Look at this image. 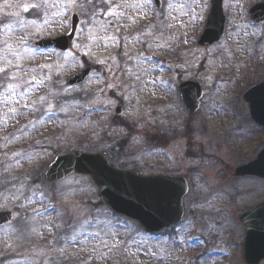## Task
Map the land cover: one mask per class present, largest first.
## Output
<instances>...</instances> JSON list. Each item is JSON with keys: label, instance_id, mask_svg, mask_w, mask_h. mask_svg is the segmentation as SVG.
Masks as SVG:
<instances>
[{"label": "rangeland", "instance_id": "obj_1", "mask_svg": "<svg viewBox=\"0 0 264 264\" xmlns=\"http://www.w3.org/2000/svg\"><path fill=\"white\" fill-rule=\"evenodd\" d=\"M209 1L172 0L169 9L168 0H160L157 9L151 0L133 9L128 5L135 0H112L125 16L107 17L113 23L104 28L107 4L90 17L87 0L70 12L63 0L27 12L24 5L43 0H0V29L13 25L0 31V66L7 67L5 56L15 60L5 41L22 57L14 78L12 69L0 73V213L12 214L0 228V264H82L90 257V264H245L235 215L264 202V181L232 175L264 142V129L252 124L242 99L264 81V24L247 17L264 0H225L223 37L202 49L197 41ZM71 14L80 20L72 50L33 48L40 39L65 35ZM21 34H31L24 46ZM86 67L93 68L86 82L68 87L66 81ZM33 76L43 82L26 84ZM184 81L204 91L191 115L178 93ZM74 151L103 153L114 166L144 175L187 176L183 221L150 236L112 213L90 178L46 182L53 159ZM91 232H108L110 242L114 234L120 242L109 258L96 259L92 244L80 243ZM204 245L217 254L201 252Z\"/></svg>", "mask_w": 264, "mask_h": 264}, {"label": "water", "instance_id": "obj_2", "mask_svg": "<svg viewBox=\"0 0 264 264\" xmlns=\"http://www.w3.org/2000/svg\"><path fill=\"white\" fill-rule=\"evenodd\" d=\"M160 6L159 0H153ZM223 0H211V9L198 45L209 47L219 41L224 31ZM256 24L264 22V4L252 7L248 13ZM78 18L71 16L70 29L64 36L34 43L35 48L65 52L72 47ZM74 29V30H73ZM91 73L86 68L67 81L68 86L82 84ZM181 101L189 114L197 111L202 90L197 84L184 83L179 87ZM249 104L252 120L264 127V82L243 95ZM115 115L121 113L116 108ZM87 176L98 188V196L116 214L136 221L148 233H156L181 221L182 199L187 194L185 177L165 175L143 176L139 171L118 170L102 154L71 152L56 158L45 175L49 182H57L72 175ZM255 176L264 179V145L257 158L234 170V177ZM237 219L245 230L244 259L246 264H258L264 259V204L251 211L241 212ZM11 220L10 213L0 214V227Z\"/></svg>", "mask_w": 264, "mask_h": 264}, {"label": "snow or ice", "instance_id": "obj_3", "mask_svg": "<svg viewBox=\"0 0 264 264\" xmlns=\"http://www.w3.org/2000/svg\"><path fill=\"white\" fill-rule=\"evenodd\" d=\"M126 2V0H125ZM151 2V0H135L134 3L128 5V7H131L133 9H137L140 8L144 5H147ZM48 3V0H43L42 3H33V4H29V5H24V11L27 12L29 10V8H34V9H41L44 5H46ZM107 4L108 5V10L106 12L103 13V15L105 16V21L102 22V26L104 28H107L109 24L113 23V20H108L107 17H113L114 19L118 20V19H122L125 16V12L123 11H117V8L120 7V5H115L113 4L112 0H87V5H89L91 7V11H88L86 14L90 17H96L98 15H100V13L97 11V9L99 7H101L102 5ZM63 7H64V11L65 12H70L72 11V9L74 8H84L85 5L83 3H80L79 0H63ZM167 7L169 9H172L174 7L172 0H168V4ZM15 15V14H14ZM57 15H61V13H57ZM168 17H166L167 19ZM172 20H175L176 17H171ZM134 22V21H132ZM17 23L23 27L24 26V21L18 20ZM33 24H35V21H32ZM45 23H48L47 20H45ZM81 23H87V21H82ZM93 23H95V21H93ZM61 27H65V25H61ZM13 30V25L11 23H7L4 25L3 29H0V31H12ZM74 30V29H73ZM117 31L119 30L118 28L116 29ZM29 35L31 34H21L18 36V43L20 46H24L26 45V41L29 37ZM109 39H114V37H109ZM6 44V49L5 51L11 55L12 57H15V60H10L7 59V56L3 57L2 59L5 61L7 67L4 66H0V73H6L8 72L9 69H12L13 71L11 72V77L14 78L17 73H19L21 71V66H20V59L21 54L15 49L13 48V46L11 44H8L7 41L4 42ZM24 51H30V49H28L27 47H24ZM88 54V53H85ZM98 63H105V61L100 60L97 61ZM26 75V73H25ZM35 81L36 84H40L43 81L41 80H37L35 76L32 77L31 80L25 81L26 84L31 85L32 82ZM154 83V82H153ZM13 85H9V88H12ZM41 99L43 100L44 98L41 97ZM109 103H112L111 101H109ZM25 107H27V105H24ZM49 110L51 109L52 105L51 103H49L48 105ZM63 110V109H61ZM13 113H15V109H12ZM57 228L60 227V225H56ZM33 231H36L35 229H33ZM49 231H51V229H49ZM110 235L108 232H91L89 233L87 236H85L84 240L80 241L81 244H87V243H91L92 244V248L90 249L91 253L93 254V256L96 259H107L110 257V254H112V251L114 248H116L119 245V241L114 239V234H111L113 236V239L110 240L106 239L105 237ZM70 239L72 241H76L77 236L73 235L72 237H70ZM84 250V249H82ZM106 250V251H105ZM63 248L60 249L61 255H63ZM92 257H90L91 260ZM90 260L89 261H84L82 262V264H90Z\"/></svg>", "mask_w": 264, "mask_h": 264}, {"label": "trees", "instance_id": "obj_4", "mask_svg": "<svg viewBox=\"0 0 264 264\" xmlns=\"http://www.w3.org/2000/svg\"><path fill=\"white\" fill-rule=\"evenodd\" d=\"M156 140H161V139H157V138H156Z\"/></svg>", "mask_w": 264, "mask_h": 264}]
</instances>
